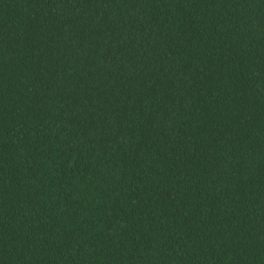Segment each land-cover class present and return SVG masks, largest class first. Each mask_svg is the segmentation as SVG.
<instances>
[{"label": "trees", "instance_id": "16d2710c", "mask_svg": "<svg viewBox=\"0 0 264 264\" xmlns=\"http://www.w3.org/2000/svg\"><path fill=\"white\" fill-rule=\"evenodd\" d=\"M0 264H264V0H0Z\"/></svg>", "mask_w": 264, "mask_h": 264}]
</instances>
